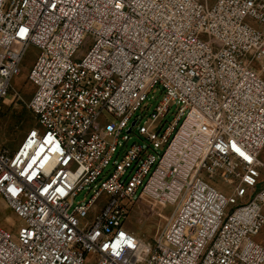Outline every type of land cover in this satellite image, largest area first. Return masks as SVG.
Returning a JSON list of instances; mask_svg holds the SVG:
<instances>
[{
    "label": "built area",
    "instance_id": "1",
    "mask_svg": "<svg viewBox=\"0 0 264 264\" xmlns=\"http://www.w3.org/2000/svg\"><path fill=\"white\" fill-rule=\"evenodd\" d=\"M32 45L0 264H264V0H0V109ZM142 195L172 207L151 239Z\"/></svg>",
    "mask_w": 264,
    "mask_h": 264
},
{
    "label": "rangeland",
    "instance_id": "2",
    "mask_svg": "<svg viewBox=\"0 0 264 264\" xmlns=\"http://www.w3.org/2000/svg\"><path fill=\"white\" fill-rule=\"evenodd\" d=\"M87 46L88 42H85L77 55H83ZM36 55L37 48L33 45L30 46L22 63V71L13 78L10 91L2 103L0 109V147L15 149L27 131L35 124V118L27 106L28 101L33 95L34 85L29 81L27 74ZM149 97L148 105L152 110L161 95L156 91L151 92ZM178 106V104H173L172 111L176 112ZM172 116L171 114L170 118ZM124 133L127 137H130L129 143L141 141L138 135V126L130 134H127L126 130ZM260 158L264 161V149ZM210 182L225 191H231V188L227 185L228 183L217 178L211 179ZM86 200L87 197L82 192L76 196L74 203L77 204ZM171 210L172 207L170 205L163 206L153 198L142 195L131 206L126 225L144 239H151L161 229ZM21 224L22 220L1 202L0 226L15 234ZM257 239L264 240V230L258 235Z\"/></svg>",
    "mask_w": 264,
    "mask_h": 264
}]
</instances>
